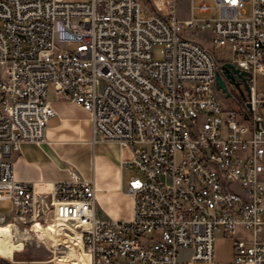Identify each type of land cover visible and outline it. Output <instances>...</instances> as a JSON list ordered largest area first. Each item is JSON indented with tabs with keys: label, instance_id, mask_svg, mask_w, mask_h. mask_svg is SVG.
Wrapping results in <instances>:
<instances>
[{
	"label": "built area",
	"instance_id": "1",
	"mask_svg": "<svg viewBox=\"0 0 264 264\" xmlns=\"http://www.w3.org/2000/svg\"><path fill=\"white\" fill-rule=\"evenodd\" d=\"M146 1L143 16L139 0H0V200L12 204L0 226L54 222L86 264H181L184 248L264 264V0H214L207 20ZM226 61L248 90L224 76L229 95L217 89ZM50 90L88 112L93 140L130 150L128 220L98 216L95 182L74 168L49 190L14 177L12 154L45 141ZM217 234L232 240L228 261L214 262Z\"/></svg>",
	"mask_w": 264,
	"mask_h": 264
},
{
	"label": "crops",
	"instance_id": "2",
	"mask_svg": "<svg viewBox=\"0 0 264 264\" xmlns=\"http://www.w3.org/2000/svg\"><path fill=\"white\" fill-rule=\"evenodd\" d=\"M49 100L55 114L47 121L45 141L24 142L19 151L12 154L14 177L33 183L37 189H46L44 184L51 187L55 182L67 179L69 169L74 168L83 177L94 180L97 208L113 219L128 220L131 216V201L124 188L131 171L125 169L124 162L130 159V150L116 142L93 140L89 114L74 102L57 97ZM11 211V202L0 200V213L8 220ZM226 245L229 247L227 253L224 251ZM191 253L190 248L180 250L179 262L213 264L193 261L190 259ZM231 258L232 240L217 234L214 262ZM36 264L63 263L41 258Z\"/></svg>",
	"mask_w": 264,
	"mask_h": 264
},
{
	"label": "rangeland",
	"instance_id": "3",
	"mask_svg": "<svg viewBox=\"0 0 264 264\" xmlns=\"http://www.w3.org/2000/svg\"><path fill=\"white\" fill-rule=\"evenodd\" d=\"M68 1H80V0H68ZM140 4H141V14L143 16H146V14L148 12H150L148 6L150 7V4L146 1V0H139ZM207 3L209 5V10L207 13H201L199 12V4L201 3ZM190 5H192L193 7V11H192V16L196 19V20H207L210 19L212 17H215L218 15V8L214 3V0H176L175 3V14L177 16L178 19H185L187 17L191 16L190 13ZM151 8V7H150ZM195 36H197L198 38L204 39L207 43H208V38L209 36L207 35V33H200V32H195ZM68 48H72L73 45H68ZM226 50L225 48H217L214 49V52L217 56H222L224 54ZM154 57L155 58H160L161 55L159 53V48H155L154 50ZM262 80H264V78H262L261 76L257 77V81L260 83ZM56 97L53 93L49 95V98H54ZM99 141V140H98ZM177 159L179 160V156L177 157ZM80 173V172H79ZM127 174V173H126ZM127 197L130 199L131 201V197L127 195ZM97 215L98 216H103L104 214L103 212L97 208ZM37 226H33L32 229H29L26 232H14V238H17L20 235H23L21 233H32L34 229H36ZM26 235V234H24ZM29 240V241H28ZM28 240L24 239L22 240V248L20 250H17L14 254V260L12 262H9L3 258L0 257V264H36L38 259L44 258L49 260L51 258V253L49 252V248L51 249L52 246L49 245V243L43 244L42 241H39L38 236L35 235V239H29ZM229 247L226 245L224 248V251L227 253L228 252Z\"/></svg>",
	"mask_w": 264,
	"mask_h": 264
},
{
	"label": "bare ground",
	"instance_id": "4",
	"mask_svg": "<svg viewBox=\"0 0 264 264\" xmlns=\"http://www.w3.org/2000/svg\"><path fill=\"white\" fill-rule=\"evenodd\" d=\"M155 2L159 7L164 4V0H155ZM44 185L47 186L46 189L36 188V190H49L51 188L48 184ZM34 225L37 228L32 233H21L23 235L17 238H14V232H19L17 229L11 225L0 226V257L12 262L14 252L22 248V240L35 239V235H37L39 241H42L43 244L49 243L54 248V257L51 259L53 262L63 264H86L88 262V256L81 250L75 238L63 237L58 232V227L54 222L46 225L36 222L30 229Z\"/></svg>",
	"mask_w": 264,
	"mask_h": 264
},
{
	"label": "water",
	"instance_id": "5",
	"mask_svg": "<svg viewBox=\"0 0 264 264\" xmlns=\"http://www.w3.org/2000/svg\"><path fill=\"white\" fill-rule=\"evenodd\" d=\"M222 76H224V78H226L230 84H233L240 93H242V90L239 86L240 82H243L244 88L248 90V86L246 84L247 72L240 71L231 62L226 61L225 63H223L220 71H217L215 75L217 89H220L227 97L229 95V92L226 89V85L223 81Z\"/></svg>",
	"mask_w": 264,
	"mask_h": 264
}]
</instances>
